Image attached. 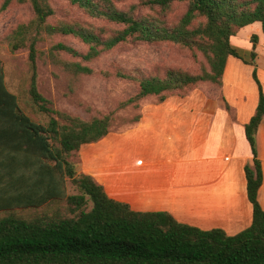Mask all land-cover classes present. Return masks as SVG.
I'll return each mask as SVG.
<instances>
[{
	"label": "trees",
	"instance_id": "1",
	"mask_svg": "<svg viewBox=\"0 0 264 264\" xmlns=\"http://www.w3.org/2000/svg\"><path fill=\"white\" fill-rule=\"evenodd\" d=\"M15 1L29 2L33 9L32 18L18 24L7 39L12 52L27 50L36 115L25 111L8 88L0 59V264H264V209L258 200L264 174L256 139L264 118V89L257 68L252 76L259 101L245 125L253 155L245 165L253 220L237 234L182 223L167 211L133 210L111 198L92 175L78 172L73 160L83 144L97 143L111 132L118 111L140 109L129 121L136 123L142 118L143 99L155 96L162 103L171 96L186 97L201 83L222 87L229 56L253 64L258 35L251 36L250 61L231 39L255 22L264 32V0H139L125 9L114 0H69L90 17L121 26L110 32L78 21L53 22L52 0H4L1 10ZM175 3L186 9L173 22L167 16ZM58 36L76 37L88 50L53 41ZM50 40L48 58L72 78L95 72L83 61L133 42H171L200 52L205 62L197 72L168 67L163 75L102 71L106 78L137 83L138 90L113 110L83 119L56 108L38 89V44ZM61 53L79 60L62 59Z\"/></svg>",
	"mask_w": 264,
	"mask_h": 264
},
{
	"label": "crops",
	"instance_id": "2",
	"mask_svg": "<svg viewBox=\"0 0 264 264\" xmlns=\"http://www.w3.org/2000/svg\"><path fill=\"white\" fill-rule=\"evenodd\" d=\"M236 36L232 44L244 47ZM241 49L250 55V47ZM240 64L229 56L219 95L199 87L186 97L147 104L141 120L125 131L83 144L75 156L78 172L92 175L111 198L133 210L167 211L182 223L222 228L229 235L246 229L252 224L253 205L245 165L253 155L245 125L255 113L259 91L257 84L250 93L237 87ZM258 76L264 89V71L258 70ZM232 85L235 92H230ZM256 139L264 174V118ZM69 191L74 192L71 185ZM258 200L264 209V178Z\"/></svg>",
	"mask_w": 264,
	"mask_h": 264
},
{
	"label": "rangeland",
	"instance_id": "3",
	"mask_svg": "<svg viewBox=\"0 0 264 264\" xmlns=\"http://www.w3.org/2000/svg\"><path fill=\"white\" fill-rule=\"evenodd\" d=\"M4 0H0V59L3 62L6 73V84L8 88L15 93L25 111L36 115V111L30 101L29 88L31 85L32 70L30 68L27 50L12 52L9 47L7 35L16 26L22 22L30 20L33 16V9L29 2H13L6 10H1ZM119 8L125 9L130 5L137 3L139 0H114ZM52 5L56 9V16L52 20L78 21L87 23L96 27L105 26L110 32L118 29L121 26L108 23L101 19H94L86 14L77 5H73L69 0H52ZM186 9L184 3H175L167 16L169 21L176 22L182 16ZM258 35V43L256 46L257 56L251 62L242 63L241 60L231 56L235 61L241 63L239 73L241 74L240 84L234 82L239 89L250 93L255 87L256 82L253 79L252 72L254 68L264 71V32L260 22L253 23L250 27H245L236 36L237 39L244 40V47H250L253 50L251 36L247 38V34ZM235 37V39H236ZM246 40V41H245ZM53 41H63L68 45L73 46L80 52H86L88 45L84 44L80 39L73 36H58ZM44 41L38 44L40 54L38 58L37 71V86L40 92L45 97L53 101L54 106L60 110L75 114L83 119H89L97 112H108L113 110L117 103L123 99L133 96L138 85L135 82L121 80L116 77L106 78L101 73L102 71H115L122 69L125 71L138 70L146 74L159 73L163 75L166 68L174 67L181 68L190 72H197L201 64L205 62L200 52H193L189 49L182 48L171 42H133L125 43L116 46L115 48L102 53L98 58L92 61H83L93 68L95 71L90 75H82L78 78H72L67 72L56 66L48 58V50L53 42ZM236 41V40H235ZM241 53L244 47L234 45ZM243 57L251 60L248 54H241ZM60 57L65 60H79L68 54L61 53ZM264 78V77H263ZM236 81H238L236 79ZM204 85V86H203ZM200 90L208 95H219L220 88L216 85L201 83ZM198 87V88H199ZM235 87V88H237ZM230 92L233 90V85ZM155 96L143 99L141 107L147 104L156 103ZM221 102L224 104L222 96ZM140 109L126 108L117 112L116 122L111 128V132H122L135 123H130V119L140 113ZM41 121L47 123L48 117L39 114ZM73 156L76 162L77 170L80 168L78 158ZM4 213H0L2 216Z\"/></svg>",
	"mask_w": 264,
	"mask_h": 264
}]
</instances>
